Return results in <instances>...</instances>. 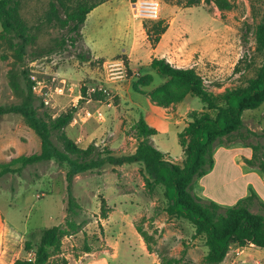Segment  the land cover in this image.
<instances>
[{
  "label": "rangeland",
  "instance_id": "1",
  "mask_svg": "<svg viewBox=\"0 0 264 264\" xmlns=\"http://www.w3.org/2000/svg\"><path fill=\"white\" fill-rule=\"evenodd\" d=\"M229 1V7L219 9L212 0H199L195 4H187V0H157V16L140 18L132 14L133 1L104 0L86 13L79 36L48 19L49 0H19L18 12L28 40L20 47L21 39L13 33L0 34V103L21 100L25 70L31 84L34 83L31 89L38 111L54 115L74 106L72 118L63 130L79 146L93 142L110 148L114 154L133 151L136 138L132 123L141 114L155 128L149 136L153 145L165 152L170 161L180 162L182 151L176 132L193 110L202 108V102L197 96L185 94L166 107L152 103L147 96L149 91L174 85L148 62L181 32L180 38L193 45L197 60L194 69L211 91L243 81L261 58L253 49V30L264 13V0ZM159 18L170 22L153 49L155 43H150L143 25ZM67 35L74 36L73 44L67 37L61 44L60 39ZM123 56L126 59L123 76L108 78L104 61ZM240 56L249 65L245 67L242 60L238 63L241 69L234 71L233 65ZM12 80L17 83L16 89L11 86ZM81 86L85 91L89 86H104L103 97L92 98L87 95L88 90L83 95ZM241 119L240 129L216 140L213 150L217 145H236L244 153L246 147L251 149L252 143H264V100L256 107L243 109ZM38 150L37 134L18 114L9 112L0 116V162ZM214 158L200 183L197 184L196 178L193 180L191 191L201 199L229 205L226 202L232 195L243 190L241 165L234 159L233 151L215 150ZM17 164L12 166L15 168ZM64 171V164L48 159L0 174V222L14 225L12 228L20 231L18 238L6 233L10 252L31 255L21 248L29 231L63 224ZM143 174L137 161L106 163L98 169L74 174L71 192L79 204L74 217L84 222L77 231L61 237L60 251L50 255L47 264H62V259H76L77 263L70 264H156L159 254L178 257L176 264H207L203 261L206 245L202 235L193 234V226L187 219L164 210L162 185L147 187ZM101 200L107 206L105 217L100 216ZM249 208L257 209L255 199L250 200ZM136 226L146 232L150 253L143 249L145 241ZM262 250V246L243 248L231 243L217 264H264ZM14 253H5L0 263L4 264Z\"/></svg>",
  "mask_w": 264,
  "mask_h": 264
},
{
  "label": "trees",
  "instance_id": "2",
  "mask_svg": "<svg viewBox=\"0 0 264 264\" xmlns=\"http://www.w3.org/2000/svg\"><path fill=\"white\" fill-rule=\"evenodd\" d=\"M104 0H49V17L57 25L80 36V25L86 13L96 4ZM134 1V0H129ZM199 0H187V4H195ZM210 1V0H205ZM219 9L229 7V0H212ZM19 0H0V34L13 33L21 39L23 47L28 36L26 26L18 12ZM167 22L161 18L149 25H143L146 37L154 44L159 35L165 30ZM68 39L73 44L74 36H62L61 44ZM253 49L261 56L252 73L245 76L243 81L232 86L213 92L204 82L202 76L193 66H176L163 56H152L149 65L174 87H162L160 91L153 89L147 93L148 99L155 104L167 106L182 99L185 94L197 96L202 102V108L193 110L189 119L176 132L177 142L181 147L182 159L172 162L165 156V152L158 149L150 141L149 136L155 128L149 125L140 114L132 123L136 138L133 151L124 154H114L106 146H98L88 142L79 146L63 130L72 118L74 106L52 115L46 110L38 111L34 104V94L31 80L23 70L24 88L19 102L0 103V116L5 113H16L39 138V150L21 153L8 160L0 162V174L9 170H18L21 166L53 159L65 165L64 179L66 188L65 211L63 224H51L31 230L21 243L29 256H17L10 264H47L50 255L60 251L61 237L80 229L84 220H76L79 204L71 192V180L74 174L98 169L106 163L120 164L124 162H140L144 172V183L152 188L161 184L165 197L164 210L174 216L187 219L193 226V234L203 237L206 251L203 261L207 264H217L224 257L229 245L235 243L244 245L252 243L264 247V201L256 199V210L249 208L250 200L255 194H249L236 199L230 205H220L212 199H201L191 191L195 178L206 173L213 164V144L222 136L237 131L242 126L241 112L245 108H253L264 100V13L254 25ZM122 55V54H121ZM78 57L84 58L83 54ZM124 65L126 59L122 57ZM102 60V58H100ZM240 56L233 65L234 71H239ZM244 61V60H243ZM249 65L244 61V66ZM243 67V66H242ZM243 69V68H242ZM128 73V68H126ZM16 89L17 83L11 81ZM81 93L85 95V87L81 86ZM90 97L101 99L103 94L99 90L90 92ZM251 156L247 163H255L264 171V143L251 144ZM257 151L260 155L257 156ZM18 163L15 168L13 164ZM107 206L104 200L99 205L100 216H106ZM137 232L145 241L146 248L151 250L146 241V232L136 226ZM88 250L89 247L85 246ZM178 257L159 254L158 264H176ZM66 260L62 259V264Z\"/></svg>",
  "mask_w": 264,
  "mask_h": 264
},
{
  "label": "crops",
  "instance_id": "3",
  "mask_svg": "<svg viewBox=\"0 0 264 264\" xmlns=\"http://www.w3.org/2000/svg\"><path fill=\"white\" fill-rule=\"evenodd\" d=\"M169 22H170V19L167 22L165 30L159 35V38L157 39V41L153 45V47H152L153 49L157 48V45L160 43L161 39L164 37ZM181 34H182L181 32L176 33V35L174 36L175 41L170 42L169 45H167V46L165 45V47L160 51L158 56L165 57L169 62H171L172 64H174L176 66H193L197 62V60L195 61V58L193 56L194 55L193 54V49H194L193 45H189V43L186 40H182L180 38ZM239 147L240 146H236V145H230V146H224V145L218 146L217 145L214 148L213 153H212L213 163H214V161H215L214 151L215 150L224 149L226 151H228V150L233 151L234 159H238L239 164L241 165L240 176L243 179V183H242L243 190L239 195H237V194L232 195L231 199L229 201H227L226 203H229V205L232 204L236 199L249 194L250 190H252L253 193L255 194V197H253V199H255V201H256V199L264 201V171L260 170L257 167V165L252 164V163H247L245 160L241 159L242 157L249 158L251 156L250 147L249 148L246 147L244 153L239 151V149H241ZM202 176H203V174L196 178L197 184L200 183L199 180L201 179ZM0 226H1V228H0L1 233H3V234H1L2 236L0 235V260H1V257L3 255H5V253H8V254L14 253V250L12 252H10L9 249L7 248L6 238H8V236H6V233H11L12 235H15V237L17 236V238H18L20 231L16 232L17 230L12 228L14 225L8 226L5 223V221L0 222ZM238 246L243 247V248H248V247H254V246L256 247L257 245H254L252 243H247V244L238 245ZM142 247L145 250L146 247H144V246H142ZM10 248H11V246H10ZM146 251L148 252L147 248H146ZM262 251H264V250H262ZM83 253H86V252H83ZM148 253H150V252H148ZM17 256H19V255L17 253H14V255L11 257V259H7L4 264H10L12 259L14 257H17ZM80 256L81 255H79L78 258H80ZM75 261H76V259H73V260L66 259L65 264H70V262H75ZM76 263H77V261H76ZM157 263L158 262H156V264Z\"/></svg>",
  "mask_w": 264,
  "mask_h": 264
},
{
  "label": "built area",
  "instance_id": "4",
  "mask_svg": "<svg viewBox=\"0 0 264 264\" xmlns=\"http://www.w3.org/2000/svg\"><path fill=\"white\" fill-rule=\"evenodd\" d=\"M132 14L136 17L140 18H155L157 16V0H134L132 2ZM104 66H106V74L108 78H116L123 76L124 72V62L122 58H112L104 61ZM31 79L34 82H38V80L34 79L33 75H30ZM34 83L31 84L33 89ZM88 90V91H87ZM87 95L94 90L105 91L104 86H89L87 87ZM42 94V92H39ZM44 101H47L44 99ZM88 113V112H87Z\"/></svg>",
  "mask_w": 264,
  "mask_h": 264
}]
</instances>
